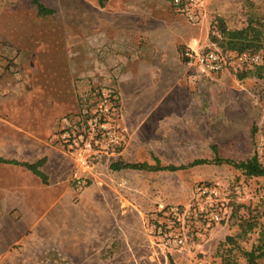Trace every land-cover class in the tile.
<instances>
[{
  "label": "rangeland",
  "instance_id": "374dc122",
  "mask_svg": "<svg viewBox=\"0 0 264 264\" xmlns=\"http://www.w3.org/2000/svg\"><path fill=\"white\" fill-rule=\"evenodd\" d=\"M39 1L55 15L40 18L30 0H0V85H32L38 78L46 113L62 105L55 137L48 141L67 157L70 174L57 186V176L44 183L25 167L0 163V200H8L12 218L28 208V218L44 215L54 222L55 235L47 232L60 250L58 264H247L243 252L258 235L240 225L261 215L264 226L263 177L247 178L228 164L176 172L112 171L110 165H154V158L162 166L212 161L214 146L223 159L258 155L264 165V80L241 81L230 70L190 82L183 59L190 46L216 45L211 37L216 18L230 29L244 28L249 12L264 16V0H206V16L198 25L175 13L170 0ZM161 52L179 58L181 70L161 73L152 67ZM164 75L183 77L187 87L154 88ZM65 76L73 80L71 91ZM134 80L136 88H130ZM5 87H0V158L38 160L44 147L33 146L22 131L26 120L46 116L36 88ZM104 89L117 97L114 123L126 141L120 147H107L106 141L95 145L101 151L97 183L63 150L58 136L64 119L82 118L80 95ZM76 177L85 178V188L76 187ZM200 186L221 193L227 221L210 223L211 206L200 198ZM55 197L61 201L49 204ZM174 235L185 245L175 247ZM168 239L171 247L165 246Z\"/></svg>",
  "mask_w": 264,
  "mask_h": 264
},
{
  "label": "built area",
  "instance_id": "2783aa9c",
  "mask_svg": "<svg viewBox=\"0 0 264 264\" xmlns=\"http://www.w3.org/2000/svg\"><path fill=\"white\" fill-rule=\"evenodd\" d=\"M206 0H170L175 13L184 17L189 23L198 25L203 22L206 14L203 12ZM217 35L218 33H214ZM184 64L189 73L190 82H199L202 77L217 75L224 72H238L262 64L260 54L225 52L216 45L202 49L188 47L183 54ZM81 104L85 107L84 115L79 120L64 119L58 136L60 145L66 153L75 158L79 168L88 173L89 179L101 183L98 174V156L101 151L95 145L101 141L107 142V147H120L125 143L124 131H120L114 121L118 111L117 97L112 90H98L90 96L81 94ZM89 101H91L89 103ZM98 174L95 175V174ZM90 175V176H89ZM85 178L76 177V187H86ZM205 204H210V223L220 224L229 219V212L223 208L224 202L219 199L221 193L215 187L200 186L197 190ZM215 199V200H214ZM213 201V202H212ZM216 201V202H214ZM219 201V202H217ZM167 236V234L165 233ZM171 236V234H170ZM173 244L180 248L185 245L181 235H174ZM171 240L165 242L171 247Z\"/></svg>",
  "mask_w": 264,
  "mask_h": 264
},
{
  "label": "crops",
  "instance_id": "0c3cea01",
  "mask_svg": "<svg viewBox=\"0 0 264 264\" xmlns=\"http://www.w3.org/2000/svg\"><path fill=\"white\" fill-rule=\"evenodd\" d=\"M116 38H121V36L118 35ZM173 57L174 56H170L168 53H158L156 54L154 60L156 61V64H151V66L155 67V69L159 70L161 73H170L174 69L181 70L182 63L180 59L178 58L177 60ZM130 66V64L126 65L127 68ZM142 67L143 65L141 66V69ZM228 73L229 72H224L221 74L225 75ZM174 77L173 75H166L164 78L161 77V79H156L154 88H178L182 85L187 87L186 83L183 81V77H180L179 75ZM64 79L65 85H67L68 90L71 91L72 88H74L73 80H71L69 76H65ZM28 82L29 81L25 82L24 84L21 83L17 86L13 83H4L2 86L0 85V87L3 88L7 86L5 88H36L35 94L37 95H35V97L38 99V102L42 103L40 106L43 110H45L46 116L39 118L38 120H26L24 122L25 128L22 131L29 138H31L32 142L30 143L33 146L44 147V153L38 160L31 161L30 163H36L42 159H48L40 168L41 172L50 178V180H52V176H57L58 179L55 178L56 180L54 179V183L57 186H62L65 184V182L61 181V179L59 180V178L63 176L69 177L70 165L67 157L63 155L60 147L50 146L49 141L51 140L50 138L52 136L55 137L56 118L60 117V115H58L60 113L59 110L63 109V107L61 104H56L55 108L58 110L54 111L55 113L52 111L50 113H46L47 108L42 101V94L45 93V87L41 86L38 78L34 79L32 85L26 84ZM61 82L62 79L60 81V85ZM130 84H133V86L130 88H136L135 80ZM135 149L139 148L136 147ZM60 201L61 198L59 197L51 198L49 199V204H57ZM12 209L13 208L10 206L7 199L0 200V264L60 263V258H58L61 256L60 250H56V247H54L56 246V244L53 242L54 236H48L47 232V230H49L51 233L53 232L51 225H53L54 222L46 220L44 215L42 219H39V217L33 220L28 218V216L31 214V210L28 208H19V211H17L12 218V215L10 214ZM58 209L59 208H54L53 211Z\"/></svg>",
  "mask_w": 264,
  "mask_h": 264
},
{
  "label": "trees",
  "instance_id": "16d2710c",
  "mask_svg": "<svg viewBox=\"0 0 264 264\" xmlns=\"http://www.w3.org/2000/svg\"><path fill=\"white\" fill-rule=\"evenodd\" d=\"M103 0H100L102 2ZM250 1V0H247ZM30 2L36 7L37 14L40 18H48L54 16L56 11L52 8L45 6L39 0H30ZM212 42L223 51L232 53H244L260 54L262 56V64L255 65L251 68H244L241 71L236 72V77L239 80H245L247 78H258L264 80V16L258 15L256 12H249L248 23L244 28L241 29H230L226 22L222 18H216V23L212 25ZM214 33H218L215 35ZM80 113L79 116L84 115L85 107L79 103ZM215 158L212 161L199 159L195 160L188 165L181 166H162L159 159L154 158L155 164L151 165L147 162L141 163H125L122 161L113 162L110 165L112 171L121 170H138V171H170L176 172L193 168L199 165L206 164H228L238 171H241L247 178H264V165L260 161L258 155L244 160L235 161L230 159H223L219 155L218 148L213 147ZM45 159H42L36 163L19 162L16 160H6L0 158V163L11 164L16 166L25 167L31 171L34 175L42 179L44 183L47 182V176L41 172L40 168L45 163ZM260 216H252L249 219H243L241 223L242 230L247 233H257L256 244H254L249 251H244L243 256L245 257L247 264H264V226H259ZM225 261H227L225 259ZM171 264L174 262L171 260Z\"/></svg>",
  "mask_w": 264,
  "mask_h": 264
}]
</instances>
